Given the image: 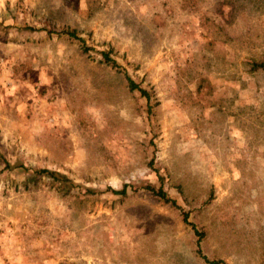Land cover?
Segmentation results:
<instances>
[{
	"label": "rangeland",
	"instance_id": "obj_1",
	"mask_svg": "<svg viewBox=\"0 0 264 264\" xmlns=\"http://www.w3.org/2000/svg\"><path fill=\"white\" fill-rule=\"evenodd\" d=\"M211 262L264 264V0H0V264Z\"/></svg>",
	"mask_w": 264,
	"mask_h": 264
},
{
	"label": "trees",
	"instance_id": "obj_2",
	"mask_svg": "<svg viewBox=\"0 0 264 264\" xmlns=\"http://www.w3.org/2000/svg\"><path fill=\"white\" fill-rule=\"evenodd\" d=\"M68 36L76 41L79 42L81 48H82V52L85 54H88L89 51L91 49H89L86 45L85 42L82 38L78 37L75 32L71 31L67 33ZM103 63H105L107 66H109L110 68L114 69L116 72L122 74L123 78L125 79L127 86L129 88V90L131 91H135L138 90V92L140 93V95L144 98H146L147 100L149 99L147 92L144 89H139L136 84L134 83V81L131 79V77L128 75V73L126 71H124L121 66L116 62L115 59H113V57L110 54V51H103L100 53ZM26 171H30L28 169H25ZM33 175L39 176V177H45L47 178L50 183L52 184H57L58 186L61 187H65L68 189H74L77 187V185L70 179L68 178L66 175L57 172V171H52L49 169H37V170H31ZM148 190H151L154 192V195L159 198L163 203L165 204H170L172 207L174 208H178L176 201L169 198L167 196L166 193H164V191L162 190V188H158L155 189L154 187L147 185L145 187ZM86 192L88 194H94L93 190L87 189ZM109 192L114 195V196H121V197H125L127 194L126 191V187L124 186L122 189L120 190H112L109 189ZM187 215H184V221H186ZM211 264H223L222 262H211Z\"/></svg>",
	"mask_w": 264,
	"mask_h": 264
}]
</instances>
